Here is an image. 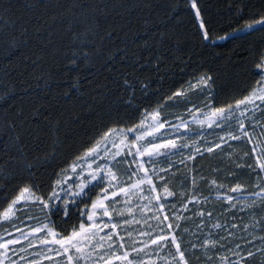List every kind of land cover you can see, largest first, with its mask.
Here are the masks:
<instances>
[{"label":"snow or ice","instance_id":"snow-or-ice-1","mask_svg":"<svg viewBox=\"0 0 264 264\" xmlns=\"http://www.w3.org/2000/svg\"><path fill=\"white\" fill-rule=\"evenodd\" d=\"M0 264H264V0H0Z\"/></svg>","mask_w":264,"mask_h":264},{"label":"trees","instance_id":"trees-1","mask_svg":"<svg viewBox=\"0 0 264 264\" xmlns=\"http://www.w3.org/2000/svg\"><path fill=\"white\" fill-rule=\"evenodd\" d=\"M21 2H23V0H21ZM228 21L227 20H221V24H226ZM227 30V29H226ZM217 36H222L223 32H217L216 33ZM257 35H259V33H257ZM245 38L241 37L239 39H234V40H217L216 44L214 46H210V48L208 50L203 51L201 54H196V53H200L201 50L200 49H193V52L190 53V55L192 56V60L195 61H200V62H204V61H209L212 62L214 61L215 64L222 70L225 72H227L225 65H226V61L223 59H216L213 56V52L215 54H230L238 45H240L241 43H244ZM235 59V57H234ZM183 72V68L182 67H177V66H173L171 69V73L170 76L172 74H177L176 75V79L180 80L181 83L177 84V87H182L187 89L188 88V84L184 83L183 81H188V80H192L191 76H184L181 77V75H179L180 73ZM194 82V81H192Z\"/></svg>","mask_w":264,"mask_h":264},{"label":"rangeland","instance_id":"rangeland-1","mask_svg":"<svg viewBox=\"0 0 264 264\" xmlns=\"http://www.w3.org/2000/svg\"><path fill=\"white\" fill-rule=\"evenodd\" d=\"M195 83V81L193 82V84ZM194 90V89H193ZM210 138V137H209ZM172 159H175V157H172Z\"/></svg>","mask_w":264,"mask_h":264}]
</instances>
